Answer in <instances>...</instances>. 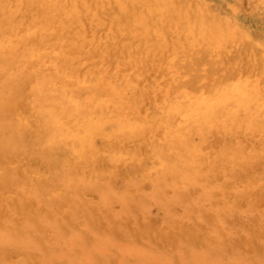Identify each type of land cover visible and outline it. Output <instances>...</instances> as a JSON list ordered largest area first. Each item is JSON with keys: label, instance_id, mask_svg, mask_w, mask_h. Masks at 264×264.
<instances>
[{"label": "bare ground", "instance_id": "1", "mask_svg": "<svg viewBox=\"0 0 264 264\" xmlns=\"http://www.w3.org/2000/svg\"><path fill=\"white\" fill-rule=\"evenodd\" d=\"M212 2L0 0V190L22 183L5 162L17 148L42 162L43 180L29 185L41 195L53 180L82 193L86 181L130 159L140 162L136 182L150 179L162 198L174 187L179 200L186 193L177 184L199 183L202 170L214 169L203 151L208 138L224 163L255 157L242 137L264 136V42L255 41L244 16L264 21V0ZM128 57L134 71L122 84ZM86 61L87 70L77 68ZM149 71L157 73L154 81ZM30 92L36 108L27 131L30 114L24 118L18 107ZM17 192L13 216L0 212V264H11L9 247L22 256L45 245L36 236L42 214L31 207L39 194L27 200ZM58 232L84 236L79 229Z\"/></svg>", "mask_w": 264, "mask_h": 264}, {"label": "rangeland", "instance_id": "2", "mask_svg": "<svg viewBox=\"0 0 264 264\" xmlns=\"http://www.w3.org/2000/svg\"><path fill=\"white\" fill-rule=\"evenodd\" d=\"M244 17L246 26L254 30L255 41L264 42V21ZM130 60L126 58L121 67L119 83L123 84L134 71ZM86 64L87 61L80 62L77 68L87 70ZM153 73L148 72L152 80L157 75ZM143 83L148 88L147 82ZM30 94L18 107V112L25 113L24 118L30 114L24 123L27 131L34 127L32 113L36 108L35 97ZM213 139L210 137L203 143V151L214 162V169L202 170L199 183L177 184V190L186 193L179 200L173 198L174 187H165L162 198L150 179L136 182L137 172L133 170L138 169L140 162L130 159L113 164V169L106 167L104 177L86 181L82 193L77 195L72 187L64 191L65 187L53 180L55 173H51L47 176L53 180L49 190L41 195L40 190L33 191L29 185L40 179L43 167L38 170L37 167L42 162L35 163L29 153L17 148V152L5 157V162L10 170L17 172L14 177L22 183L16 184L13 191L0 190V212L13 216L9 209L16 191H24L27 200L36 199L33 192L39 194L31 207L35 213L42 214L36 236L42 237L45 245L24 249L22 256L9 247L8 261L11 264H264V149L256 150L263 146L264 136L247 133L242 137V145L254 150L256 156L232 165L212 154ZM127 144L132 146L134 141ZM31 164H35L34 171ZM107 181L113 184L107 186ZM165 197L169 198V205L165 204ZM53 201H57L56 205ZM71 213L75 216L68 219ZM15 214L21 217V213ZM62 228L79 229L84 236L79 233L60 236L58 229Z\"/></svg>", "mask_w": 264, "mask_h": 264}]
</instances>
